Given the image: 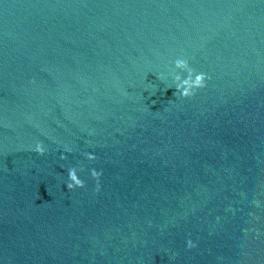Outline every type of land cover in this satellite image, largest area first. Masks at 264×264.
Returning a JSON list of instances; mask_svg holds the SVG:
<instances>
[{
    "label": "water",
    "instance_id": "95a60500",
    "mask_svg": "<svg viewBox=\"0 0 264 264\" xmlns=\"http://www.w3.org/2000/svg\"><path fill=\"white\" fill-rule=\"evenodd\" d=\"M0 264H264V0H0Z\"/></svg>",
    "mask_w": 264,
    "mask_h": 264
},
{
    "label": "clouds",
    "instance_id": "9594fccd",
    "mask_svg": "<svg viewBox=\"0 0 264 264\" xmlns=\"http://www.w3.org/2000/svg\"><path fill=\"white\" fill-rule=\"evenodd\" d=\"M69 187H71V185H69Z\"/></svg>",
    "mask_w": 264,
    "mask_h": 264
}]
</instances>
